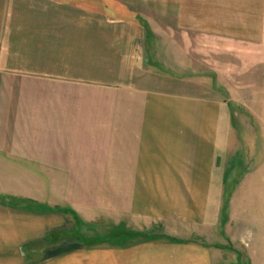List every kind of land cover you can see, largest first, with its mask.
<instances>
[{"label":"crops","instance_id":"crops-1","mask_svg":"<svg viewBox=\"0 0 264 264\" xmlns=\"http://www.w3.org/2000/svg\"><path fill=\"white\" fill-rule=\"evenodd\" d=\"M49 1L0 0V264H217L223 249L209 236L223 221L222 158L235 120L231 101L201 73L146 68L137 86L121 88L123 155L107 170L123 173L124 240L83 234L79 211L11 199L27 195V173L96 166L82 160L81 137L70 130L82 126L83 82L76 50L66 57V32L81 24L66 23L62 2L51 13ZM257 1L253 33L263 31ZM253 145L264 155L254 135Z\"/></svg>","mask_w":264,"mask_h":264},{"label":"rangeland","instance_id":"rangeland-1","mask_svg":"<svg viewBox=\"0 0 264 264\" xmlns=\"http://www.w3.org/2000/svg\"><path fill=\"white\" fill-rule=\"evenodd\" d=\"M49 2L51 13L62 2L66 23L81 24L79 32H66V57L79 53L75 65L81 68L83 82L82 126L70 130L74 139L81 137L82 160L87 157L86 163L96 166L92 171L27 173V195L11 199L39 210L79 211L85 218L83 234H96L93 238L99 241L124 240L123 173L107 170L116 169L107 163L123 155L121 88L137 86L146 68L201 73L231 101L235 120L230 149L222 158L223 221L209 241L223 249L217 264H264V155L253 145L254 135L264 151V42L253 43L264 41V14L258 16L263 31L253 33V0ZM257 5L263 13L264 1ZM72 34L80 41L73 44ZM70 66L73 62L65 64Z\"/></svg>","mask_w":264,"mask_h":264}]
</instances>
